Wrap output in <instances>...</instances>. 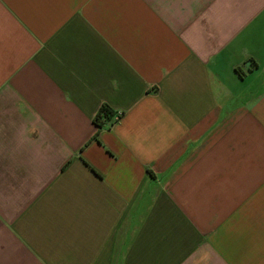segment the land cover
<instances>
[{
  "label": "crops",
  "instance_id": "1",
  "mask_svg": "<svg viewBox=\"0 0 264 264\" xmlns=\"http://www.w3.org/2000/svg\"><path fill=\"white\" fill-rule=\"evenodd\" d=\"M0 264H264V0H0Z\"/></svg>",
  "mask_w": 264,
  "mask_h": 264
},
{
  "label": "trees",
  "instance_id": "2",
  "mask_svg": "<svg viewBox=\"0 0 264 264\" xmlns=\"http://www.w3.org/2000/svg\"><path fill=\"white\" fill-rule=\"evenodd\" d=\"M117 113L114 109L106 104H103L95 116V124L97 127V138L98 133L103 128H111L117 123ZM121 116V115H120Z\"/></svg>",
  "mask_w": 264,
  "mask_h": 264
},
{
  "label": "built area",
  "instance_id": "3",
  "mask_svg": "<svg viewBox=\"0 0 264 264\" xmlns=\"http://www.w3.org/2000/svg\"><path fill=\"white\" fill-rule=\"evenodd\" d=\"M116 113H117V116H116V117H117V121H118V120L120 119V115H121V113H120V112H119V113L116 112Z\"/></svg>",
  "mask_w": 264,
  "mask_h": 264
}]
</instances>
